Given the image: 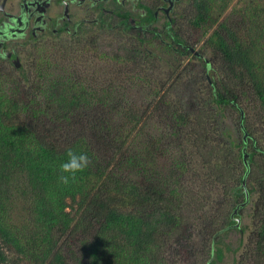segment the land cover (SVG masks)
I'll list each match as a JSON object with an SVG mask.
<instances>
[{"label": "trees", "instance_id": "trees-1", "mask_svg": "<svg viewBox=\"0 0 264 264\" xmlns=\"http://www.w3.org/2000/svg\"><path fill=\"white\" fill-rule=\"evenodd\" d=\"M233 2L192 0L189 26L211 48L216 65H200L204 74L212 70L210 81L186 104L172 96L176 80L154 69L167 62L171 76L189 73L199 57L178 37L171 15H164L162 30L153 26L156 6L140 5L144 12L133 21L129 12L115 10L118 21L107 24L126 39L124 51L111 58L135 71L142 87L156 89L146 105L116 92L119 67L89 81V91L78 81L55 79L43 104L9 95L0 80V264H167L162 247L186 240L185 213L213 209V196L179 186L181 176H195L188 167L194 160L208 167L213 182L227 177L223 195L233 210L254 199L243 255L264 264V0H243L225 15ZM79 42L65 47L74 52ZM87 46L97 53L94 41ZM35 68L44 75L45 66L37 61ZM183 74L186 85L196 80ZM246 101L258 110V121L246 113ZM157 118L183 135L180 154L167 146L165 127L151 133L150 120ZM230 123L234 138L226 131ZM84 124L88 134L80 130ZM68 147L87 151L91 163L65 185L58 176ZM235 217L227 213L213 238L235 228ZM238 232L242 238L245 230ZM212 241L207 264L222 259Z\"/></svg>", "mask_w": 264, "mask_h": 264}, {"label": "rangeland", "instance_id": "rangeland-1", "mask_svg": "<svg viewBox=\"0 0 264 264\" xmlns=\"http://www.w3.org/2000/svg\"><path fill=\"white\" fill-rule=\"evenodd\" d=\"M155 1L156 0H126L123 7L119 4L115 5L110 3L107 4L105 8H114V10L121 9L131 13V17L138 20L140 18L139 14L143 11L140 5L152 8L155 5ZM242 3L243 0H234L225 15L229 13L233 4L239 8ZM191 6L192 0H180L170 15L175 21L173 23V28L177 31L178 37L184 42L189 43V47L193 48L196 53L201 55L199 58L193 60L196 68H192L189 73L184 74L181 70H178L177 73L175 72L176 75L173 76H171L174 74L173 70L167 67V62L162 64L160 67L161 69L157 67L154 69L155 75L160 78L167 77L170 82L176 80L172 96L179 98L184 104H186L190 96L195 95L194 97L197 99L200 94L204 93L206 80L210 81V75H208V73L211 74L212 70L206 67L207 71L204 74L200 65L202 63L206 64L205 62H210V68L216 65V61L212 58L211 48L206 47L204 45V40H200L189 26L188 16L191 13ZM86 16L87 20H92L94 18V16L90 15V12H87ZM165 22L166 18L163 13L157 12V21L153 26L158 30H162L165 26ZM89 26L90 24H87L85 29L88 32L91 31L93 37H90V35L86 33L82 34V36L79 37L80 42L74 51L75 53L65 47L66 43L68 44L70 41H65L64 38L54 40L51 44L45 42V45L40 49L39 53H37L38 63H40L42 67L45 66L44 75L39 76L36 68H26L22 70L20 74L18 73L19 76L9 75L7 79H3L1 81L4 84L3 90L9 95H20L22 97H28L29 99H38L40 103L43 104V96L46 94L50 82L55 79L66 78L71 79V81H78L82 83L84 89L89 91V81L91 82L92 79L97 80L98 77H102V75L115 74L111 72L114 71V67H119L122 70L119 76L116 77L117 84L114 86L117 88L116 92L120 94V96L125 95L124 97H127L132 102L135 101L138 105H146L151 99V97H147V94L151 96L156 89L148 88V90L142 87L139 80L133 78V73L135 71L132 72L131 68L124 62L111 58V55L117 56L121 54V50L122 52L124 51V43H126L124 34L118 30H104L98 26H94L92 29ZM91 40L94 41L95 51H97V53L88 51L89 49L87 47L90 46L87 45L93 42ZM59 47L63 48V52H59ZM191 58L195 57L191 56ZM84 60L86 61L84 62ZM6 74H8V72H6ZM181 74H183L184 78L187 76L196 78L192 83L197 82L195 85L198 86L195 87L192 83L191 85H186L180 81L179 76ZM139 75H143V72H139ZM169 75L171 77H169ZM18 77H23L25 79H19ZM97 86H99V84H95V87ZM91 88L94 89L93 84ZM244 105L246 106V113L248 116L258 121L256 118L258 110L248 101H246ZM230 120L231 118L224 119L226 123H229ZM149 125L151 133L158 130V128L160 130V128L165 127V131H167V146L170 151L180 154L184 145L182 144L184 137L181 135L179 138L174 135L173 133L178 131H171L166 119L165 122L159 118H157V122L151 119ZM87 129V125L84 124L80 130L88 134L89 131ZM69 130L75 133V127H71ZM226 131L234 138L236 130L232 123L226 125ZM70 136L72 135L70 134ZM188 167L195 176H193L191 172L181 176L179 179V186H181L185 192L194 190L195 192H201L202 195L210 194V197L213 196V204L210 202L213 209L209 207L208 210L202 211L199 214L194 212L195 209H193V212L187 211L185 213V226H189L186 233V240H182L180 243L177 241V243L175 241H166L164 247H162V252H164V254L166 253L167 264H207L209 259V240H213L214 242H212L216 246L213 252L215 253V250L218 249L222 253V259L218 261L216 259L215 264H254L251 256L243 255L246 250L247 238L250 236V232L254 226L252 219L254 199L251 198L249 203L246 206L244 205L245 207L243 206L241 209L235 207V210H233L227 203V197L223 195L224 185L227 179L225 175L220 176L221 178L213 182V179L206 175L209 173V171H207V166L201 165L194 160L190 165L188 164ZM240 204H242V202H240ZM14 209L16 213H19L17 208ZM227 213H229V215L232 213L236 215L235 220L237 223L235 228L232 226L227 232L219 233L213 238V234L217 230L216 227L225 223ZM238 229L241 231L243 229L245 230V233L241 235L242 238H240ZM69 245L76 248L74 243H70Z\"/></svg>", "mask_w": 264, "mask_h": 264}, {"label": "flooded vegetation", "instance_id": "flooded-vegetation-1", "mask_svg": "<svg viewBox=\"0 0 264 264\" xmlns=\"http://www.w3.org/2000/svg\"><path fill=\"white\" fill-rule=\"evenodd\" d=\"M179 1L162 0L161 3H155V17L159 12L168 18ZM125 2L126 0H120V3L118 0H0V80L7 79L9 75L19 76L26 68L33 69L37 53L45 42L51 44L62 38L65 41L77 40L88 32L85 29L87 24L111 30L107 24L118 21L119 16L114 8L107 9L104 6L113 3L123 7ZM169 7L171 9L166 12ZM87 12L94 16L92 20H87ZM129 16L128 19L133 21Z\"/></svg>", "mask_w": 264, "mask_h": 264}, {"label": "clouds", "instance_id": "clouds-1", "mask_svg": "<svg viewBox=\"0 0 264 264\" xmlns=\"http://www.w3.org/2000/svg\"><path fill=\"white\" fill-rule=\"evenodd\" d=\"M66 159L59 165L58 180L65 185L76 178L79 172L88 168L91 158L87 151L77 150L74 147H68L65 150Z\"/></svg>", "mask_w": 264, "mask_h": 264}, {"label": "water", "instance_id": "water-1", "mask_svg": "<svg viewBox=\"0 0 264 264\" xmlns=\"http://www.w3.org/2000/svg\"><path fill=\"white\" fill-rule=\"evenodd\" d=\"M170 9H171V7L167 8V11H166V12H168ZM189 50L191 51V53L193 52V55H194L195 57H200V56H201L199 53H196V52L193 50V48H189ZM206 63H207V62H206ZM244 138H245V136H244ZM245 158H247L246 155H244V159H245ZM242 185L244 186V181L242 182ZM246 202H247V201H246ZM244 204H245V203H244ZM244 204H242V206H244ZM237 209H238V207H237ZM234 213H235V211H234Z\"/></svg>", "mask_w": 264, "mask_h": 264}]
</instances>
